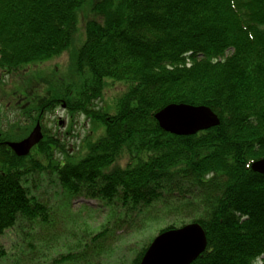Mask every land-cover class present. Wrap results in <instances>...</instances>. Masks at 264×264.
I'll list each match as a JSON object with an SVG mask.
<instances>
[{"label": "trees", "instance_id": "obj_1", "mask_svg": "<svg viewBox=\"0 0 264 264\" xmlns=\"http://www.w3.org/2000/svg\"><path fill=\"white\" fill-rule=\"evenodd\" d=\"M85 1L0 0V81L65 51ZM89 10L75 55L79 91L48 93L35 109L40 118L64 105L103 132L82 158L60 159L62 141L43 129L17 157L5 142L20 124L0 126V263L108 264L112 245L169 220L158 233L187 222L203 229L206 249L191 264H264V173L251 167L264 158V0H90ZM108 81L124 89L112 112L101 103ZM169 104L206 106L219 124L166 133L154 115ZM35 173H53L69 202H97L81 213L105 222L91 236L85 223L73 252L47 254L30 241L52 215L31 192ZM8 234L17 245L7 250ZM151 239L128 264L140 263Z\"/></svg>", "mask_w": 264, "mask_h": 264}, {"label": "rangeland", "instance_id": "obj_2", "mask_svg": "<svg viewBox=\"0 0 264 264\" xmlns=\"http://www.w3.org/2000/svg\"><path fill=\"white\" fill-rule=\"evenodd\" d=\"M89 9L90 0H86L78 10L80 15L75 34L70 46L65 51L49 60L35 61L26 68L25 72L2 77L3 80L0 81V126L2 131L6 130L8 124L11 126L14 122H18L21 127L17 129L18 131L11 129L8 132L12 142L24 138L39 121L41 130L45 129L53 133L62 141L64 154L57 156L60 159H76L82 158L86 154L87 141L95 139L103 132V127L100 124L95 126L83 115L69 114L60 106L44 113L41 112L40 118L37 116L39 112L35 109L38 100L47 96L48 93H51L53 97L67 96L70 99L74 98L79 91L82 78L75 71V55L78 46L84 39L85 20L93 17ZM106 84L101 103L106 112H112L116 101L115 97L124 89L120 84L109 81ZM2 87H4L5 93H2ZM26 101L29 102L27 109L26 105L22 103ZM27 113L29 116L25 117ZM29 187L32 189L31 192L35 196L38 195L39 199L46 203L52 211L51 222L42 226L36 224L34 234L30 239V241L39 244L41 248L43 244L51 247L47 254L73 252L77 242L80 239L84 240L87 228L85 223L90 224L88 233L91 236L98 233L100 225L105 222L102 214L95 213L93 215L94 212L91 210L85 215L81 213L84 204L92 209H97L96 201L85 200L79 195L69 202L70 198L63 191L53 173H35L29 178ZM170 222L169 220L158 222L140 235L125 238L117 243L118 246H122L121 249L112 245L114 251L113 255L108 258V264H128L142 244L147 242L149 236L151 235L153 238L159 229L164 228ZM16 242L17 237L8 234L1 243L8 250L10 246L16 247Z\"/></svg>", "mask_w": 264, "mask_h": 264}, {"label": "water", "instance_id": "obj_3", "mask_svg": "<svg viewBox=\"0 0 264 264\" xmlns=\"http://www.w3.org/2000/svg\"><path fill=\"white\" fill-rule=\"evenodd\" d=\"M159 128L176 136H190L217 126L219 120L206 106L169 104L155 115ZM42 139L39 123L31 133L19 142L7 146L19 157L26 156ZM255 172L264 173V159L252 164ZM205 233L197 223L167 230L158 234L144 252L140 264H190L206 248Z\"/></svg>", "mask_w": 264, "mask_h": 264}]
</instances>
